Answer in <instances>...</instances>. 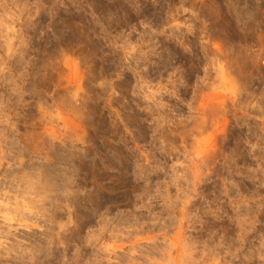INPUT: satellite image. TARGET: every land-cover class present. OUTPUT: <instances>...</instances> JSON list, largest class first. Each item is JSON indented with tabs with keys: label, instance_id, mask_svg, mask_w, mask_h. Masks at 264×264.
<instances>
[{
	"label": "clouds",
	"instance_id": "9594fccd",
	"mask_svg": "<svg viewBox=\"0 0 264 264\" xmlns=\"http://www.w3.org/2000/svg\"><path fill=\"white\" fill-rule=\"evenodd\" d=\"M0 264H264V0H0Z\"/></svg>",
	"mask_w": 264,
	"mask_h": 264
}]
</instances>
